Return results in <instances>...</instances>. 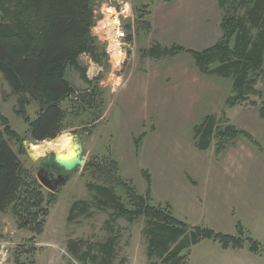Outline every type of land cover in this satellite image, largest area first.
<instances>
[{"label":"rangeland","instance_id":"obj_1","mask_svg":"<svg viewBox=\"0 0 264 264\" xmlns=\"http://www.w3.org/2000/svg\"><path fill=\"white\" fill-rule=\"evenodd\" d=\"M219 2L94 0L92 35L102 63L82 56L81 65L87 69L90 83L74 68L67 69L66 78L76 95L62 104L66 113L62 134L42 143L32 142L29 124L16 113L19 97L2 74L0 114L25 139L27 156L20 159L35 178L37 162L51 152H73V143L79 138L86 163L115 161L117 174L139 195L145 196L150 187L151 205H167L179 221L219 234L238 237L237 226L241 225L244 238L257 240L263 249L258 254L264 255V119L260 116L264 66L262 76L250 74L257 79L260 94L231 106L228 100L236 94L233 77L204 75L189 53L161 59L148 55L156 45L196 52L209 49L221 40L225 17H243L251 8L242 0H227L222 6ZM259 32L252 30V38ZM26 110L30 121H35L39 106L33 102ZM212 116L218 121L217 133L231 125L250 134L254 142L239 136L224 142L225 150L217 154L220 140L215 136L211 148L200 151L195 129ZM3 129L0 123V131ZM11 146L18 152L16 141ZM146 174L151 176L150 186ZM96 175L85 166L73 172L56 193V201L45 205V231L34 242L31 231L18 229L12 208L0 213V264H160L158 257L148 259L145 219L134 223L115 219L116 209L101 207L97 193L87 189L88 183L97 182ZM43 192L47 201L52 192L44 187ZM115 192L128 209H134L124 189ZM76 202L83 203L92 217L78 212L69 222ZM112 239L111 263L102 247ZM71 243H79L80 254L91 248L97 259L78 260L69 248ZM210 245L222 248L212 240L200 242L190 251L194 264H255L245 257L252 254L249 242L242 249H221L234 252L224 260ZM204 251L211 257L206 258ZM239 251L245 254L235 262Z\"/></svg>","mask_w":264,"mask_h":264},{"label":"trees","instance_id":"obj_2","mask_svg":"<svg viewBox=\"0 0 264 264\" xmlns=\"http://www.w3.org/2000/svg\"><path fill=\"white\" fill-rule=\"evenodd\" d=\"M226 1L220 0L219 4L222 6ZM93 3L94 0H0V74L12 93L19 97L16 113L29 124L31 141L34 143L53 140L63 132L66 113L62 104L76 95V90L66 78L67 69L74 68L90 83L86 76L87 69L81 65L82 56H89L97 64L102 63L97 39L92 35ZM242 4L251 8L243 17L223 19L222 38L213 47L196 52L180 46L163 49L156 45L148 55L161 59L189 53L204 75L234 78L236 94L228 100L231 106L247 102L251 96L260 94L256 87L257 79L250 77V74H263L264 0H242ZM252 30L260 31L256 39L252 38ZM215 64L218 67L215 68ZM33 102L39 106V115L31 122L26 109ZM89 107L93 108V105ZM260 114L264 119V103ZM0 123L4 128L0 131V213L12 208L18 229L31 231L34 234L31 241L34 242L36 236L45 231L48 215L45 205L54 203L57 195L50 193L46 201L43 186L20 159L27 156L23 144L25 139L11 128L9 121L1 114ZM217 123L212 116L195 129L196 147L200 151L209 150L215 136L220 140L216 147L217 154L225 150L224 142L234 141L239 136L244 135L253 141L250 134L238 131L231 125L217 133ZM142 140L143 136L139 144ZM14 141L20 145L18 152L11 146ZM85 170L97 174V182L88 183L87 189L97 193L101 207L116 209L115 219L125 218L130 223L145 219L144 235L148 240L149 260L158 257L160 264H189L191 249L204 240L219 243L224 250L242 249L249 242L252 253L263 251L259 242L244 238L241 225L237 226L238 237L219 234L209 228L192 227L179 221L167 205H151L150 187L145 196L139 195L117 174L119 165L115 161H91L86 163ZM146 177L150 186L151 176L146 174ZM117 188L125 190L133 210L128 209L116 194ZM78 212L92 217L83 203L76 202L70 209L69 222L74 221ZM114 243L112 239L102 247V252L110 258L107 262L112 263ZM78 245L71 243L69 246L78 260L86 261L89 256L97 259L91 253V248L80 254Z\"/></svg>","mask_w":264,"mask_h":264},{"label":"water","instance_id":"obj_3","mask_svg":"<svg viewBox=\"0 0 264 264\" xmlns=\"http://www.w3.org/2000/svg\"><path fill=\"white\" fill-rule=\"evenodd\" d=\"M37 164L41 167L37 174L39 183L50 192L57 193L59 189L66 186L73 172L82 170L85 166L86 156L84 155L83 144L79 138H76L73 143V153L70 156L51 152ZM44 170H51L59 174L54 184L48 176L43 175Z\"/></svg>","mask_w":264,"mask_h":264},{"label":"crops","instance_id":"obj_4","mask_svg":"<svg viewBox=\"0 0 264 264\" xmlns=\"http://www.w3.org/2000/svg\"><path fill=\"white\" fill-rule=\"evenodd\" d=\"M257 241V240H256ZM258 242V241H257ZM211 246V245H210ZM212 248H213V250L216 252V253H218L217 255H219L221 258H222V260H224V259H226L227 258V255L228 254H233L234 252H223L222 250H224L223 248H221V249H219L217 246H211ZM224 251H231V250H224ZM252 253V252H251ZM203 254H204V256L206 257V258H208V257H211L210 256V254H209V251H204L203 252ZM235 254L237 255V258H236V260H235V262L237 261V259L239 258V256H241V255H244L245 254V252L244 251H239V252H235ZM253 254V255H252ZM252 254H250V253H246V255H245V257H246V259L248 260V261H250L251 263H255V264H264V255H261V254H254V253H252ZM190 257H191V255H190ZM190 261H193V264H194V260L192 259V257L191 258H189V262ZM209 261H213V260H209ZM216 261V260H215Z\"/></svg>","mask_w":264,"mask_h":264},{"label":"flooded vegetation","instance_id":"obj_5","mask_svg":"<svg viewBox=\"0 0 264 264\" xmlns=\"http://www.w3.org/2000/svg\"><path fill=\"white\" fill-rule=\"evenodd\" d=\"M40 169H41V167H38V172ZM43 175L48 176L49 179L53 182V184L56 182L57 178L59 177L58 173H54L51 170H44Z\"/></svg>","mask_w":264,"mask_h":264},{"label":"bare ground","instance_id":"obj_6","mask_svg":"<svg viewBox=\"0 0 264 264\" xmlns=\"http://www.w3.org/2000/svg\"><path fill=\"white\" fill-rule=\"evenodd\" d=\"M121 54H122V53H121ZM45 145H46V144H45ZM63 147H64V146L60 147V149H63ZM35 154H37L36 151H35ZM71 154H72V153H71ZM71 154H70V155H71ZM70 155H67L66 153H63V156H70Z\"/></svg>","mask_w":264,"mask_h":264}]
</instances>
